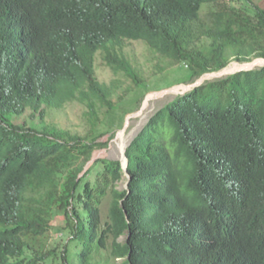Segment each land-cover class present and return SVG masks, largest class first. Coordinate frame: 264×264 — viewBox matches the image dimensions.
Returning a JSON list of instances; mask_svg holds the SVG:
<instances>
[{"label":"trees","instance_id":"obj_1","mask_svg":"<svg viewBox=\"0 0 264 264\" xmlns=\"http://www.w3.org/2000/svg\"><path fill=\"white\" fill-rule=\"evenodd\" d=\"M135 41L191 84L264 59V7L0 0V264H264V67L156 110L125 150L127 174L119 160L89 165L114 137L101 140L103 119L128 104L98 81L96 56L146 90L123 53ZM74 102L95 120L85 134L43 123ZM27 112L39 123L15 122Z\"/></svg>","mask_w":264,"mask_h":264},{"label":"rangeland","instance_id":"obj_2","mask_svg":"<svg viewBox=\"0 0 264 264\" xmlns=\"http://www.w3.org/2000/svg\"><path fill=\"white\" fill-rule=\"evenodd\" d=\"M253 1L257 2L259 6L264 7L262 1ZM234 3L237 6L244 7V3L242 2ZM123 53L144 80L147 89L138 90L133 94L132 90H134V87L131 82L121 75H114L105 65L102 54H97L95 73L98 81L104 84H110L112 81L118 82L119 90L114 95L113 100H116L118 96L127 91L125 98L128 104L121 106L116 112L103 119L104 125L100 126L99 129L101 131L107 130L109 133L101 140L105 142L111 133L114 134V137L110 140L108 147L97 149L93 153L95 159L122 160L119 148L123 142L122 150L124 151V148H127L133 137L144 127L156 110L165 106L176 96H181L192 89L189 81H186V68L170 66L160 56L151 52L145 43L129 42L125 45ZM259 61L262 60L255 59L251 61L252 63L248 62L250 63L249 67L244 63L232 61L225 67L226 70L223 73H232L240 70L241 68L237 65H241L242 69L263 67L264 64L260 66ZM213 75H209L208 78L205 77V81L217 79ZM131 100L133 101L130 103ZM138 101H140V104H138ZM31 116V113L27 112L15 119V122L19 124L39 123L38 117L32 118ZM43 123L81 135L85 134L91 126H95L96 124L95 120L87 113L85 107L75 102L68 104L62 110H49ZM125 184L126 182H123L120 188H125ZM61 224L60 221L54 223V225ZM51 235L54 236L55 234L52 233Z\"/></svg>","mask_w":264,"mask_h":264},{"label":"water","instance_id":"obj_3","mask_svg":"<svg viewBox=\"0 0 264 264\" xmlns=\"http://www.w3.org/2000/svg\"><path fill=\"white\" fill-rule=\"evenodd\" d=\"M256 60H263V61H264V59H256ZM251 63H252V62H251ZM246 64H250V63H246ZM263 67H264V65H263ZM225 69H226V68H225ZM225 69L220 70V71H218V72H212V73H207V74L202 75V76H201L196 82L191 83V88L193 89V88H195V87H197V86H200L202 83H204V82H205V79H204V78L206 77V75L208 76V75H210V74H217V76H214V77L218 79V78H222L223 76L226 77V76H228V75H232V74H235V73H238V72H241V71H249V70H253L254 67H253V68H249V69H242V70L236 71V72L231 73V74H222L223 71H224ZM183 95H184V94H183ZM125 150H126V147L124 148L123 158H122V160H120V162H121V164H122V168H123L125 174H127V173H126L127 160H126V158H125ZM94 160H95V158L92 157V159H91L89 165H90ZM126 186H127V184H125V188H126Z\"/></svg>","mask_w":264,"mask_h":264},{"label":"bare ground","instance_id":"obj_4","mask_svg":"<svg viewBox=\"0 0 264 264\" xmlns=\"http://www.w3.org/2000/svg\"><path fill=\"white\" fill-rule=\"evenodd\" d=\"M259 64H261L260 66H262L263 64H264V62H263V60L262 61H259L258 62ZM257 63V64H258ZM244 64H246V63H244ZM248 67H249V64H246ZM239 68H241L240 70H242V67H241V65H237ZM256 68V67H255ZM226 70V69H225ZM237 71H239V70H237ZM236 72V71H235ZM232 73H234V72H232ZM222 74H231V73H222ZM210 75H212V74H210ZM209 76V75H208ZM208 76L206 75V77L208 78ZM213 76H217V74H214ZM204 79H206V78H204ZM123 134V133H122ZM123 144H124V142H123ZM122 144V145H123ZM122 145L120 146V148H119V153H120V158H123V153H124V151L122 150Z\"/></svg>","mask_w":264,"mask_h":264}]
</instances>
